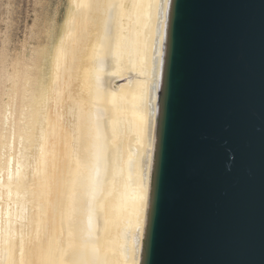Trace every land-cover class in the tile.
I'll return each instance as SVG.
<instances>
[{
	"label": "bare ground",
	"instance_id": "6f19581e",
	"mask_svg": "<svg viewBox=\"0 0 264 264\" xmlns=\"http://www.w3.org/2000/svg\"><path fill=\"white\" fill-rule=\"evenodd\" d=\"M169 2L69 0L0 83V264H140Z\"/></svg>",
	"mask_w": 264,
	"mask_h": 264
},
{
	"label": "water",
	"instance_id": "95a60500",
	"mask_svg": "<svg viewBox=\"0 0 264 264\" xmlns=\"http://www.w3.org/2000/svg\"><path fill=\"white\" fill-rule=\"evenodd\" d=\"M140 264H264V0H170Z\"/></svg>",
	"mask_w": 264,
	"mask_h": 264
},
{
	"label": "rangeland",
	"instance_id": "374dc122",
	"mask_svg": "<svg viewBox=\"0 0 264 264\" xmlns=\"http://www.w3.org/2000/svg\"><path fill=\"white\" fill-rule=\"evenodd\" d=\"M68 3L69 0H0V83L7 81L6 74L12 66L28 62L37 50L47 48L58 36Z\"/></svg>",
	"mask_w": 264,
	"mask_h": 264
}]
</instances>
